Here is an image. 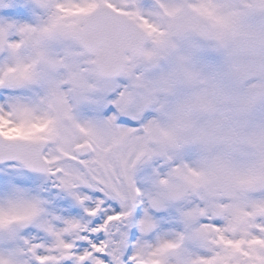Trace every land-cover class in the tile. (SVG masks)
<instances>
[{
	"label": "snow or ice",
	"instance_id": "snow-or-ice-1",
	"mask_svg": "<svg viewBox=\"0 0 264 264\" xmlns=\"http://www.w3.org/2000/svg\"><path fill=\"white\" fill-rule=\"evenodd\" d=\"M33 2L35 22L0 18V264H167L181 247L178 264H264V160L205 177L156 146L132 91L139 33L159 31L139 0Z\"/></svg>",
	"mask_w": 264,
	"mask_h": 264
},
{
	"label": "clouds",
	"instance_id": "clouds-1",
	"mask_svg": "<svg viewBox=\"0 0 264 264\" xmlns=\"http://www.w3.org/2000/svg\"><path fill=\"white\" fill-rule=\"evenodd\" d=\"M139 2L159 31L139 33L132 91L149 101L156 146L205 177L264 160V0ZM204 5L211 17L196 10ZM188 175L182 164L157 182L160 200ZM184 254V247L168 254L167 264Z\"/></svg>",
	"mask_w": 264,
	"mask_h": 264
},
{
	"label": "rangeland",
	"instance_id": "rangeland-1",
	"mask_svg": "<svg viewBox=\"0 0 264 264\" xmlns=\"http://www.w3.org/2000/svg\"><path fill=\"white\" fill-rule=\"evenodd\" d=\"M39 12L40 9L35 6L33 0H0V18L35 22ZM80 111L85 117L93 115L90 106H82ZM153 115L154 113L151 112V116Z\"/></svg>",
	"mask_w": 264,
	"mask_h": 264
}]
</instances>
